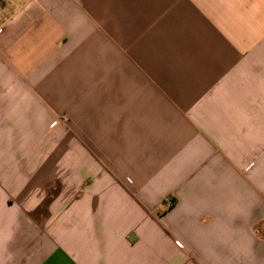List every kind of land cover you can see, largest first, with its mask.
Masks as SVG:
<instances>
[{"label":"crops","instance_id":"crops-1","mask_svg":"<svg viewBox=\"0 0 264 264\" xmlns=\"http://www.w3.org/2000/svg\"><path fill=\"white\" fill-rule=\"evenodd\" d=\"M0 264H264V0H0Z\"/></svg>","mask_w":264,"mask_h":264}]
</instances>
